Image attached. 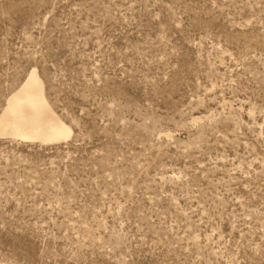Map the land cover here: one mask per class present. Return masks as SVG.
Segmentation results:
<instances>
[{"label":"rangeland","instance_id":"rangeland-1","mask_svg":"<svg viewBox=\"0 0 264 264\" xmlns=\"http://www.w3.org/2000/svg\"><path fill=\"white\" fill-rule=\"evenodd\" d=\"M32 68L0 264H264V0H0V113Z\"/></svg>","mask_w":264,"mask_h":264},{"label":"bare ground","instance_id":"bare-ground-1","mask_svg":"<svg viewBox=\"0 0 264 264\" xmlns=\"http://www.w3.org/2000/svg\"><path fill=\"white\" fill-rule=\"evenodd\" d=\"M1 111L0 137L10 135L23 141L50 144L67 139L72 132L51 107L35 68L10 94Z\"/></svg>","mask_w":264,"mask_h":264}]
</instances>
